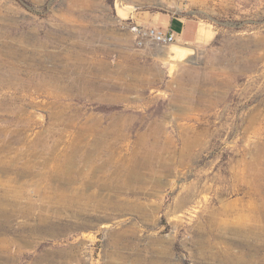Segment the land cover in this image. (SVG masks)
I'll return each mask as SVG.
<instances>
[{
	"label": "rangeland",
	"instance_id": "rangeland-1",
	"mask_svg": "<svg viewBox=\"0 0 264 264\" xmlns=\"http://www.w3.org/2000/svg\"><path fill=\"white\" fill-rule=\"evenodd\" d=\"M113 1L0 0V264H264V0ZM86 153L73 210L33 193Z\"/></svg>",
	"mask_w": 264,
	"mask_h": 264
},
{
	"label": "bare ground",
	"instance_id": "bare-ground-1",
	"mask_svg": "<svg viewBox=\"0 0 264 264\" xmlns=\"http://www.w3.org/2000/svg\"><path fill=\"white\" fill-rule=\"evenodd\" d=\"M165 52L168 57H171L172 59L176 60V58L178 57L182 58L190 54L191 49L176 43L173 46L166 48ZM94 161L96 160L92 159L91 154L88 153L78 158L76 157L75 154L66 156L64 158V170L53 172L50 175L48 174L47 177L49 181H51V179H56L58 183L49 184L50 182H46L47 184L45 185V184L33 182V186H34L33 193H36L37 191H43L40 192V195L46 197L49 196L47 189L49 187L54 188V186H56L58 189L61 190L62 194L64 195V211L73 210L74 206H76L78 203L76 196L84 193L82 186L79 185L75 186L73 184H76V182H78L81 183L83 186H89L88 184L91 181L90 180L91 178L90 179L87 178L86 167L90 166V171H92V173L97 168L99 169L98 164L95 163ZM45 172H43L41 176L43 175L45 176ZM3 185L5 186V191L0 195V200L2 201V203L4 202V200H7L9 201L10 204L14 206V212L20 214H30L32 208L26 210L23 208L21 203L24 201L22 199L28 198L29 195L33 196L32 192H29L28 190L27 191L23 190L20 193L13 194L12 193L13 188L9 187L8 183H5ZM26 185H27L26 182L21 183V186H26ZM42 187H45V190H42ZM94 197L96 198V200L99 198L98 194H94ZM67 199H70L71 202H66ZM30 203H27L29 204L28 206H30ZM6 209H7L6 206L1 207L0 213L7 214L8 211ZM5 255L6 254L0 250V256L4 257Z\"/></svg>",
	"mask_w": 264,
	"mask_h": 264
},
{
	"label": "crops",
	"instance_id": "crops-1",
	"mask_svg": "<svg viewBox=\"0 0 264 264\" xmlns=\"http://www.w3.org/2000/svg\"><path fill=\"white\" fill-rule=\"evenodd\" d=\"M154 20L158 23V27L173 30L177 34L179 41L196 42L199 38L200 23L194 18H183L180 16L162 18L159 16L154 18ZM175 21L180 25L179 28L174 26Z\"/></svg>",
	"mask_w": 264,
	"mask_h": 264
},
{
	"label": "built area",
	"instance_id": "built-area-1",
	"mask_svg": "<svg viewBox=\"0 0 264 264\" xmlns=\"http://www.w3.org/2000/svg\"><path fill=\"white\" fill-rule=\"evenodd\" d=\"M133 30L140 46L146 45L148 42L170 43L178 40L177 34L171 29L136 25Z\"/></svg>",
	"mask_w": 264,
	"mask_h": 264
},
{
	"label": "trees",
	"instance_id": "trees-1",
	"mask_svg": "<svg viewBox=\"0 0 264 264\" xmlns=\"http://www.w3.org/2000/svg\"><path fill=\"white\" fill-rule=\"evenodd\" d=\"M110 3H111L112 5H114V1H113V0H110Z\"/></svg>",
	"mask_w": 264,
	"mask_h": 264
}]
</instances>
